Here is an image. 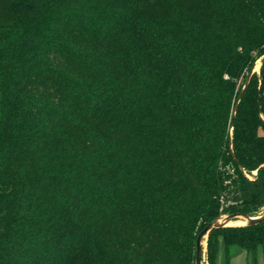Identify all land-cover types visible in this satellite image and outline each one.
Segmentation results:
<instances>
[{
  "label": "trees",
  "instance_id": "1",
  "mask_svg": "<svg viewBox=\"0 0 264 264\" xmlns=\"http://www.w3.org/2000/svg\"><path fill=\"white\" fill-rule=\"evenodd\" d=\"M263 54L264 0H0V264H194L256 216ZM207 246L264 264V221Z\"/></svg>",
  "mask_w": 264,
  "mask_h": 264
},
{
  "label": "water",
  "instance_id": "2",
  "mask_svg": "<svg viewBox=\"0 0 264 264\" xmlns=\"http://www.w3.org/2000/svg\"><path fill=\"white\" fill-rule=\"evenodd\" d=\"M263 59H264V54L258 60V62H259V68H258L257 73H260V65H261V62H262ZM254 68H255V64L253 65L252 70L248 74V77H247L245 83L248 82L249 77L251 76V74L253 72H255ZM244 87L245 86H243V88H242L241 91H243ZM235 108L233 109V114L235 112ZM255 173H256V171H255ZM236 218H242V219H244V224H238V225H229V224H227L230 221L236 220ZM262 221H264V213L262 215H259V216H249V215H243V214H220L214 221H212L211 223L207 224L197 234V236L195 238V258H194V264H201V261H202V244H203V240L205 238H207V235L210 232V230H212L214 228L225 227V226L254 225V224L260 223Z\"/></svg>",
  "mask_w": 264,
  "mask_h": 264
},
{
  "label": "rangeland",
  "instance_id": "3",
  "mask_svg": "<svg viewBox=\"0 0 264 264\" xmlns=\"http://www.w3.org/2000/svg\"><path fill=\"white\" fill-rule=\"evenodd\" d=\"M258 68H259V62L257 60L255 62V68H254L256 73L258 71ZM263 94H264V92H263ZM253 172H255V171H253ZM252 174L254 175V173H252ZM220 211L222 212L221 209H220ZM263 213H264V206H262L257 211V213H256L257 215L256 216L262 215ZM241 221H244V220L242 218H236L234 223L235 224H239V223H236V222H241ZM207 250H208L207 238H205L203 240V244H202V261H201V264H209ZM219 258H220V256H219ZM230 264H250V262H249V259L246 260V255H245V251L244 250H242L241 248H238V247H234L233 250H232L231 256H230ZM257 264H263L260 255L257 256Z\"/></svg>",
  "mask_w": 264,
  "mask_h": 264
},
{
  "label": "crops",
  "instance_id": "4",
  "mask_svg": "<svg viewBox=\"0 0 264 264\" xmlns=\"http://www.w3.org/2000/svg\"><path fill=\"white\" fill-rule=\"evenodd\" d=\"M245 255H246V260H248V255H247V253H246V251H245ZM258 255H260V257H261V259H262V253H261V250L259 249V251H258V253H257V256ZM219 256H220V258L218 257V264L220 263V264H224V255H223V252L222 251H220V253H219ZM222 259V260H221ZM262 263H263V261H262ZM229 264H230V259H229Z\"/></svg>",
  "mask_w": 264,
  "mask_h": 264
},
{
  "label": "bare ground",
  "instance_id": "5",
  "mask_svg": "<svg viewBox=\"0 0 264 264\" xmlns=\"http://www.w3.org/2000/svg\"><path fill=\"white\" fill-rule=\"evenodd\" d=\"M244 220V219H243ZM235 221V220H234ZM234 221H230V222H228L227 224H229V225H238V224H235L234 223ZM236 223H241V224H244V221H241V222H236Z\"/></svg>",
  "mask_w": 264,
  "mask_h": 264
},
{
  "label": "built area",
  "instance_id": "6",
  "mask_svg": "<svg viewBox=\"0 0 264 264\" xmlns=\"http://www.w3.org/2000/svg\"><path fill=\"white\" fill-rule=\"evenodd\" d=\"M252 173H254L255 174V172H252ZM246 174V176L247 177H249L250 178V175L249 174H247V173H245ZM221 210H222V207L220 208Z\"/></svg>",
  "mask_w": 264,
  "mask_h": 264
}]
</instances>
